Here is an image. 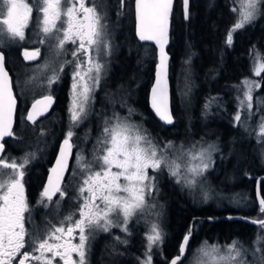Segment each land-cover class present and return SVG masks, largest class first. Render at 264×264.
<instances>
[{"label": "snow or ice", "instance_id": "obj_1", "mask_svg": "<svg viewBox=\"0 0 264 264\" xmlns=\"http://www.w3.org/2000/svg\"><path fill=\"white\" fill-rule=\"evenodd\" d=\"M172 2L173 0H135L139 39L155 40L160 46V63L157 66L156 84L152 88L151 107L161 120L169 124L173 122V118L168 111L167 56L163 44L167 42V19ZM89 3L90 0H31V3L26 0H0V17H3L0 23V40L23 41L25 29L35 15L40 44L55 41L57 55L66 50V44L76 46L71 52L73 60L65 61L59 70L53 68L52 75L47 77V84L51 86L60 79V72L64 70L65 64L74 65L68 109L70 126L60 147L56 166L50 170L52 175H49L48 183L41 193L39 203L44 207H48V204L43 203L44 200L53 202L56 194L61 198L66 195L61 181L72 149V129L86 115V107L94 90L93 84L99 85L103 68L93 53L109 47L104 23L106 16L94 2L91 6ZM187 3L188 0H184L186 9ZM236 3L238 7H234L232 11L237 13V19L228 31L229 44L235 31L256 19L261 0H236ZM120 4L122 7L124 0H120ZM39 56V48L31 52L24 51L25 60H36ZM39 67L47 69L49 64L46 62ZM254 71L258 75L264 71V63L260 62L259 55ZM242 84L246 91L239 102V108L245 107L246 101V107L251 110L252 90L258 85L248 80L242 81ZM52 102L50 95L37 100L32 105L27 120L35 123L37 116L43 115ZM15 105L16 100L12 96L8 72L5 70V59L0 55V141L4 137L14 136L12 114ZM38 105L42 107L38 108ZM239 108L234 117L237 123L241 121ZM259 127V134L264 136V118ZM98 144L100 150L94 153L92 161H85L83 155H77V164L84 177L78 187L79 196L83 200L78 209L79 218L74 219V214H70L64 217L59 226L52 225L49 221V227L44 231L38 228L29 231L26 228V221L29 219L26 213H30L31 209L25 197L23 178L25 169L35 154L29 153L19 159L11 158V162H8V158L3 155L4 144L0 142V264H13L17 255L21 257L18 264H26L30 259L38 264H58L57 257L62 264H86L87 241L94 229L108 232L112 227H120L121 231L126 232L129 220L147 206L148 198L155 188V177L149 175V169L153 172L166 169L170 176L176 178L177 183L183 182L188 187H194L209 167L208 149L195 150V145L191 149H177L171 141L161 147L153 143L145 131L118 115L105 121ZM212 147L210 145L209 149ZM55 203L58 208L59 201ZM260 204L261 211L264 212V199L260 200ZM119 216L123 217L122 222L114 219ZM260 223L264 227V222ZM194 229V223L188 226L180 242L179 255L173 258L171 264H178L186 255ZM77 238L78 242H74ZM161 239L158 225L153 224L146 235L147 259L141 261V264H151L150 251ZM261 239L258 236L256 243L259 244ZM26 246H31L32 251L22 252ZM245 251L238 241L224 246L210 245L205 241L195 251L191 264H246ZM257 251L260 249L257 248ZM37 252L39 255H35ZM73 254L78 259H74ZM261 264H264V257L261 258Z\"/></svg>", "mask_w": 264, "mask_h": 264}, {"label": "trees", "instance_id": "obj_2", "mask_svg": "<svg viewBox=\"0 0 264 264\" xmlns=\"http://www.w3.org/2000/svg\"><path fill=\"white\" fill-rule=\"evenodd\" d=\"M259 6L262 10L261 15L250 24L235 31L232 35L231 46L225 48V38L236 18V13L232 11L234 8L232 0H188L186 14L180 0L175 2L171 16L168 50L171 55L169 83L171 86L172 112L177 124L182 123L183 126L182 133L179 136L176 133L170 134L169 141L176 145L177 139L182 137L181 141L186 142L184 145L182 144L184 149L188 144L200 143V145H204L210 142L212 145L216 144V147L221 143L225 144V153H221L220 149H216L219 153L216 159V155L212 157L214 162L210 170L212 174H218L220 177L225 175V179H236V181L227 185L226 193L235 196L238 192H246L247 201L251 202V207L243 210L238 207H231L232 204L230 203L218 209L212 205L195 206L188 199V190L182 183H175L173 179L168 177L166 171H162L163 175L159 172L156 175V185L162 192L163 200L166 203L167 216L163 225L164 229L161 231L160 245L155 246L151 252L152 264H167L172 257L178 255L180 242L187 232L188 226L193 223L195 229L190 239L187 254L179 264H185L195 246L199 242L205 241L210 245L218 244L221 246L231 244L232 241H238L239 246L246 250L244 259L252 264H261V258L264 257V227H261V224L254 225L243 220H223L227 215H240L255 220L264 219V212L261 211L255 195L256 179L264 175V143L262 140L255 139L252 133H245L238 125H235L232 113L237 108V101L240 98L239 92H242L243 87L242 81H245L246 78H251L254 81H260L261 79V88L252 92V112L259 111L260 104L258 102H264V71L260 77H256V74L254 76L252 73L253 58L256 53L264 63V0L261 1ZM116 7H118V10L121 8V15L125 14L126 10H123L120 3L119 5L116 3L114 8ZM129 11L132 17L130 41L133 40L138 46L149 47L153 53L151 74L140 90L139 105L145 111L144 100L146 99L148 86L153 81L155 50L152 46L139 43L136 40L131 5ZM114 12L118 11L114 9ZM123 33L121 32L122 36L119 37V43L122 47H127L129 46L128 40ZM5 54L7 56V53ZM121 59L120 68L115 65L111 76L112 78L115 77L120 85L127 78H132L134 81L130 83L131 87L134 82L138 83L142 76L137 68L139 59L134 60L136 65L132 62V58L127 55L121 56ZM15 61H18L17 56L14 58V63H12L17 64ZM117 61H120V56H118ZM7 62L5 60V67L11 70V64H7ZM191 67L196 73L191 80H186L184 85L195 87L199 83L201 89L198 92L199 94L195 95L197 97L196 111L192 112L189 109L183 112L180 108L182 99L180 92L177 90V85H180V83L183 85L180 75L183 72H189ZM225 85H229L226 92H224ZM183 87L188 90L187 86ZM189 97H192V95H189ZM262 106L264 107V103ZM214 111H216L217 118H212ZM20 116L21 114L18 116V120H20ZM142 117L136 119L140 121ZM254 118L253 115L251 124L256 123ZM150 123L152 124L153 133H155L153 142L159 144L161 141L160 125L155 120ZM206 123L213 126V132L219 135H214L208 139L206 133L208 125L206 126ZM191 127H196L194 139H190V136L186 135L188 134L186 132L187 128ZM239 139L243 140L242 143H239ZM9 148L10 146L7 145V149ZM228 153L229 162L228 160L227 162L231 168L224 170L223 166L226 161L222 157ZM260 196L264 199V179L260 182ZM243 200L245 199L242 198L239 201L237 199L236 204L243 203ZM217 217L222 219L217 222L207 220V218ZM258 236L262 238L259 244L256 243ZM257 248L260 249L261 253L259 260L256 259L258 254L253 252ZM103 263L125 264L123 259H105Z\"/></svg>", "mask_w": 264, "mask_h": 264}, {"label": "flooded vegetation", "instance_id": "obj_3", "mask_svg": "<svg viewBox=\"0 0 264 264\" xmlns=\"http://www.w3.org/2000/svg\"><path fill=\"white\" fill-rule=\"evenodd\" d=\"M133 1L130 0V5L133 8ZM26 2L31 3V0H26ZM94 2L100 11L101 8L98 5L97 0H90L89 6H91V3ZM176 2V0H175ZM181 4L183 5V0H180ZM120 8V7H119ZM3 17H0V23H2ZM30 32H36L38 33L37 28V20L35 18V15L33 19L30 21L29 26L25 29V38L29 37ZM19 41V39H17ZM8 42H15L16 45L14 47L9 48L6 44L0 43V51L4 54L5 60H7V64L10 63L11 70L9 71L10 77H11V84L12 89L14 92V96L16 99V112H15V123L13 127L14 136H10L5 141V150H4V156L8 158V162H11V158H21L29 153H34V158L31 159V162L28 164V166L25 169V176L23 178L24 182V191H25V197L27 199L29 208L31 209L30 213H26V217H29V219L26 221V228L29 231H35L37 228L40 231H44L47 227H49L48 222L51 221L52 225L59 226L60 222L64 219V217L74 214V219L79 218L78 209L80 204L83 203V200L80 198L78 193V187L80 183H82L83 180V174L80 172V168L77 164V155L81 154L83 155L85 161H92L94 158V153L98 152L100 150V146L98 144V140L102 137L103 128L105 127V121L113 118L115 116V113L110 111L109 109H104L103 105H107L105 102L106 99V92L104 89V77L101 74L99 85L93 84V92H92V98L89 100L88 105L90 107V111L88 112V117L85 121L83 119L79 123L78 126L74 127L72 130L74 132V135L72 136L70 143L72 144V155L70 159V163L67 169V173L64 177V180L62 182V188L65 191L66 195L61 198L59 194H56L53 197V202H48L47 200H44V204H48V207H44L43 204L39 203L41 200V193L46 185L47 178L49 175L50 168L53 164V162L56 159L58 149L60 144L64 141L66 138V134L69 130L70 126V115H69V106L71 101V85H72V75L74 70L73 64H65L64 70L60 72V79L49 86L47 84V79L43 80L41 79L37 83V90L34 92H30L28 89L24 88L22 85L24 76L22 73L19 72V69L16 67V64H13L15 56H17L19 63H22L26 66L29 65H35L41 59V50H40V56L36 60L32 61H24L22 58V52L25 50L28 51H34L33 48L26 47L24 45H19L18 41H12L7 40ZM233 41V40H232ZM231 41V44H232ZM24 43V42H22ZM231 44L227 43V37L225 38V48L230 47ZM36 47V46H35ZM76 46L72 45L71 43L66 44L65 51L60 55V59L57 61V66L55 69L59 70V67L61 64H63L65 61H72L73 57L71 55V52L74 50ZM37 49V48H36ZM7 53V56L6 54ZM93 56L95 59H97L102 65L103 68L105 66V62L103 59L99 56V52H94ZM110 55L108 54V60ZM13 62V63H12ZM16 62V61H15ZM16 62V63H17ZM27 76L30 75L29 72H26ZM253 75L255 76L256 72L252 70ZM260 74H256V77H260ZM248 81H253L251 78H246ZM256 90L258 91L261 88V79L260 81H255ZM152 82L148 86L147 89V95L146 99L144 100V107L145 111L141 112L138 116L134 118L136 122H146L149 127H151V123L153 120L155 122L159 123L160 128L159 132L161 135V141L160 143H156L160 145L161 147L169 142V136L170 134L176 133L178 136L182 133V123L177 124V120L173 115L172 108L171 113L173 117V124L171 126H166L161 124L153 115V112L151 111L148 103V92L149 88L151 86ZM225 91H228L229 85H225ZM27 90V91H26ZM252 91V92H254ZM50 95L53 98V104L51 107V110L49 113L42 119H39L33 124H30L27 120V110L30 107V105L39 100L43 99L44 96ZM103 102V104H102ZM227 104V103H226ZM139 108L140 105H139ZM213 113V112H212ZM20 116V120H18V116ZM143 116V117H142ZM212 118L216 117V111H214V115L212 114ZM85 117V116H84ZM83 117V118H84ZM142 117V120L138 121L136 118ZM55 120L61 124V131L58 133V139L56 140L54 144V148H51L50 150H44V149H38L36 151L24 153V150L22 149H16L13 146L15 144L22 143L23 145H29L30 143L34 142V137L38 134L41 127H44L43 123L48 120ZM150 121V122H148ZM217 122V121H216ZM224 123H226L225 120H223ZM19 125V126H18ZM92 125L97 130L92 133V137L95 138V142L89 147L84 149L83 147H80V144L76 143V137H81L83 139V134L81 132V127ZM176 128V129H175ZM30 130V131H29ZM147 135L152 139L153 133L149 130H144ZM149 133V134H148ZM182 137L180 139H177V144L180 143ZM32 141V142H31ZM7 145L10 146L9 149H7ZM181 145V144H179ZM21 146V145H20ZM216 149L219 150V148L216 147L215 144V159L217 158V154L219 152L216 151ZM226 150V149H225ZM221 153L225 151L219 150ZM213 156V157H214ZM90 157H93L90 160ZM5 171H10V169H5ZM167 175L168 172L166 171ZM169 178H171L168 175ZM173 179V178H171ZM174 181V180H173ZM175 182V181H174ZM177 183V182H175ZM155 188L152 192V195L148 198V200L151 198L153 199V196L156 195V199L160 201L161 208L165 206V214L167 216V208L166 203L163 200L162 192L157 188V181L154 182ZM56 201H59V207L57 208ZM151 217H148V213H146V218H144L142 221H139L136 216L134 215L127 225V231H121L120 227H112L108 232H104L101 229H94L87 241V259L86 264H104L105 259H123L125 264H141V261L147 259L146 252H148L147 248V240L146 235L149 234V230L147 229L148 224L145 219H148L153 222L157 223L160 232L164 229L163 225L165 224L166 216L164 218V223L162 224L161 221L158 220L156 216L152 212H150ZM117 222H122L120 220V217H114ZM96 232L97 234V248H89L90 247V240L92 234ZM119 238V239H117ZM74 242H78V238L74 240ZM28 251L31 252L32 248L31 246H26L25 249L22 250V252ZM150 251V256H151ZM35 255H39V253H35ZM48 256H51L50 253L47 254ZM74 255V259H78V257ZM20 255H17L15 258L13 264H18ZM153 257L151 256V262ZM56 261L58 264H62V261H59V258H56ZM26 264H38V262L29 260L26 262ZM168 264V262H167Z\"/></svg>", "mask_w": 264, "mask_h": 264}, {"label": "rangeland", "instance_id": "obj_4", "mask_svg": "<svg viewBox=\"0 0 264 264\" xmlns=\"http://www.w3.org/2000/svg\"><path fill=\"white\" fill-rule=\"evenodd\" d=\"M234 7H238L236 0H232ZM262 1V0H261ZM98 5L101 8V13L105 14L106 18L104 20V23L106 24V39L107 42L109 44V47L106 49H102L99 52V56L103 59V61L105 62V66L104 68H102V72L101 74L104 77V89L106 92V99L105 102L107 103V105H103V108L109 109L110 111L114 112L115 115H118L120 118L128 121L131 124L136 125L137 127H139L140 129L144 130H149L152 131V129L149 127V125L146 122H136L134 120V118L136 116H138L141 112H144L143 108H139V101H140V90L141 88L145 85V83L147 82L150 74H151V69H152V59H153V53L152 50L149 47L146 46H138L136 44V42H134L133 40L130 41V32H131V23H132V17H131V12L129 11V7H130V0H124V4H123V10L125 9L126 12L124 15H121V11L120 9L118 10V7L114 8V5L116 3H120V0H97ZM260 8V6H259ZM114 9H116L118 12H114ZM120 11V12H119ZM123 13V12H122ZM262 13V10L260 8V12L258 13L257 17H259ZM256 17V19H257ZM237 19V13H236V18L235 21ZM234 21V23H235ZM254 21V20H253ZM233 23V24H234ZM247 25V24H246ZM233 26V25H232ZM6 27V26H5ZM121 32H124V37H126V39L128 40L127 43L129 46H123L120 45V41H119V37L122 36ZM39 29H38V33L36 32H30L29 37L25 38L23 41H18L16 40H12V41H18L19 45H24L26 47L29 48H33L34 50L36 48H39L41 50V59H39V61L37 63H35V65H29L26 66L22 63L17 62L16 67L19 69V72L22 73V75L24 76L22 85L24 88L28 89L30 92H34L37 90V83L43 79H47V77L52 75V69L56 68L57 66V61L60 59V55H57L56 50L54 48V43L55 41H50L47 44H40L38 42L39 39ZM24 42V43H22ZM1 44H6L9 48L14 47L16 45L15 42H8L5 40H0ZM146 45V44H145ZM36 46V47H35ZM108 54L110 55L109 59L106 60L108 58ZM124 55H127L128 57L132 58V62L134 63V65H136L135 63V59H139L137 61V68L140 70L141 73V78L139 79L138 83H133V85L130 87V83L133 82L134 80L132 78H127L126 81L120 85V83L115 80V77L112 78V72H113V68L115 65H117V68H120L121 66V56L123 57ZM257 53L254 55L253 58V70L254 68L257 66ZM118 56H120V61H117ZM260 57V56H259ZM49 64V67L47 69H42L39 66L44 65L45 63ZM260 62L263 63V60L260 57ZM29 72L30 75L28 74V76L26 75ZM255 72V71H254ZM196 71L191 67L190 71L188 72H183L180 75V79L183 81V85L178 84L177 85V90L178 92H180V96H181V104H180V108L181 111L185 112V110H189L191 109L192 112L196 111L197 108V97H195V95L200 92L201 89V85H199V83L197 84V86H188V85H184V82L186 80H191L192 77H194ZM110 80V81H109ZM109 81V83H108ZM253 82V81H252ZM255 82V81H254ZM254 85H256V83H254ZM183 86H187L188 90L186 89V87ZM256 86L253 87V90H256ZM242 92H239V101H237V108L235 110H233V116L235 117L238 108H239V102L241 99H243V94L244 91H246V89L244 88V86L242 87ZM27 91V90H26ZM123 92V93H122ZM255 92V91H254ZM199 94V93H198ZM189 95L192 97H189ZM199 97V96H198ZM253 97V95H252ZM263 102V101H262ZM259 103L260 104V109L259 111H254L252 112V109L249 110L246 107L247 102L245 101V107L243 108H239L240 112H241V121L239 123H237L235 121V119L233 118V123L235 125H238L245 133H252V135L254 136V138L259 139L263 141L264 143V136H261L259 134L260 132V124L262 122V120H260L261 118H264V107L262 106V104L264 103ZM253 103V100H252ZM103 104V102H102ZM90 111V107L87 106L86 107V115L83 118V121L86 120V118L88 117V112ZM253 115L255 116L254 120H256L255 124H251L250 122L253 121L251 120ZM261 117V118H260ZM44 127H41L40 131L38 132V134L36 135V137H34V142L30 143L29 145H23L22 143L19 144H15L13 147L16 149H22L24 150V153H28V152H32V151H36L38 149H44V150H50L51 148H54V144L56 142V140L58 139V133L61 131V124L55 120H48L46 122L43 123ZM207 127V137L208 139L210 137H213L214 135H219L217 133H214L212 128H214L213 126L209 125L206 123ZM197 127V125H196ZM196 127L194 128H187V136H190V139H194V132H196ZM81 132L85 135H83V139L81 137H76V143L80 144V147H83L84 149L89 148L94 142H95V138L92 137V133L95 132L97 129L92 126V125H88V126H83L81 127ZM149 134V133H148ZM149 136V135H148ZM239 143H242V139L238 140ZM155 143V142H153ZM186 142L184 140H182L179 144L173 145L175 148L179 149V148H183L182 144L184 145ZM156 144V143H155ZM21 145V146H20ZM213 146L211 149H209V146ZM193 145L188 144L186 146L185 149H191ZM196 149L195 150H199L201 148L203 149H208L210 152V161H209V167L208 169L204 172L202 177H199L198 179V183L194 186V187H188L186 186L183 182H181L183 184V186L188 190V199H190V202L195 205V206H202V205H212L214 206L216 209L218 208H222L225 204H232L231 207H238L241 209H249L251 207V202L247 201V197H246V192H238L235 196H231L228 195L226 193V189H227V185L230 183H233L234 181H236V179L231 180V179H225L226 176L225 175H218V174H212V171L210 169H212V164H213V159L212 157L214 156L215 151H213L215 149V145L210 144V142L206 143V144H202L200 145V143L195 144ZM219 146V149L222 151H225L226 149V145L225 144H220L217 145V147ZM185 147V146H184ZM167 151V150H166ZM232 152V149H231ZM234 153V152H233ZM229 153L226 154L224 157H222V159L225 162L224 164V170L226 169H230L231 167L229 166ZM93 157H90V160ZM228 160V162H227ZM163 171H167L166 169ZM149 175L150 176H154L156 181V175L159 172H153L151 169L148 170ZM168 172V171H167ZM162 173V171H161ZM163 175V173H162ZM169 175V173H168ZM170 176V175H169ZM171 178H173V180L176 182V178L170 176ZM161 179V177L159 178V180ZM231 188V186H229ZM205 195H207V199H205ZM235 198L238 199V201L240 199H245L243 200V203H239L236 204V200ZM150 212H152L154 214V216H156L158 218L159 221L162 222V224L164 223V218L166 216L165 214V206L163 207V209L161 208V203L160 201H158L156 199V195L153 196V199H149L147 201V206L142 209L139 210L135 215L136 218L139 221H142L144 218H146V213H148V217H151ZM120 220H123L122 216H119ZM145 221H147L148 227L147 229L150 231L151 226L153 224H156L154 221V219L152 221L148 219H145ZM159 225V224H158ZM159 228V227H158ZM160 231V230H159ZM160 242V241H159ZM157 243L155 245H153L152 249L155 246L160 245V243ZM90 247L89 248H97V234L96 232H94L91 236V240H90ZM203 244V242H199L195 248L191 251L187 261L185 264H191V262L193 261V256L195 251ZM151 249V250H152ZM255 252L257 255L256 259L259 260V256L261 257V253L260 251H253ZM152 264V262H151ZM246 264H252L251 262H246Z\"/></svg>", "mask_w": 264, "mask_h": 264}, {"label": "water", "instance_id": "obj_5", "mask_svg": "<svg viewBox=\"0 0 264 264\" xmlns=\"http://www.w3.org/2000/svg\"><path fill=\"white\" fill-rule=\"evenodd\" d=\"M174 5H175V0H173L172 2V8H171V11L168 15V19H167V36H166V40L167 42L163 44V50H164V53L165 55L167 56V75H166V79H167V93H168V111L170 113V115L172 116V113H171V86H170V83H169V69H170V63H171V55L170 53L168 52L169 50V45H170V30H171V16H172V13H173V9H174ZM187 8H188V3H187ZM183 10H184V13L186 14L187 12V9L185 8V4H184V0H183ZM133 17H134V34H135V38L136 40L139 42V43H142V44H146V45H150L154 48L155 50V64H154V73H153V81H152V84L149 88V92H148V103H149V107L151 109V111L153 112V115L154 117L163 125H166V126H171L173 124V122L171 124L169 123H166L165 121L161 120L159 116L156 115V112L155 110L151 107V96H152V88L153 86L156 84V79H157V66L159 65L160 63V46L155 42V40H140L138 35H137V30H136V25H137V21H136V13H135V0L133 1ZM0 55H2L4 57V54L0 51ZM22 58L24 61L28 62V61H32V60H25L24 59V52H22ZM5 59V58H4ZM5 70L8 72V76H9V82H10V86H11V90H12V96L15 98L14 96V92H13V89H12V84H11V77H10V74H9V71L7 70V68L5 67ZM16 100V99H15ZM39 100H42V99H39ZM36 102V101H35ZM33 102L30 107L28 108L27 110V115L29 113V111L32 110V105L35 103ZM53 104V102H52ZM52 104L51 106L48 108V110L46 112L43 113V115H40V116H37L36 118V121H38L39 119H42L44 118L48 113L49 111L51 110V107H52ZM42 106H39L38 105V108H40ZM15 112H16V105H15V109L13 111V114H12V129L14 127V123H15ZM173 118V117H172ZM30 124H33V122L31 121H28ZM9 137H4L2 141L3 144L5 143V141L8 139ZM63 144V142L60 144L59 146V149H58V153H57V156H56V159L55 161L53 162L50 170L56 166V160H57V157L59 156L60 154V147L61 145ZM4 150H5V144H4ZM3 154H4V151H3ZM71 155H72V149H71V153L69 154L68 156V166H69V163H70V159H71ZM68 169V167H67ZM67 169L65 170L64 172V177L67 173ZM49 175H52L51 171H49ZM48 175V177H49ZM262 179H264V175H261L259 176L257 179H256V184H255V195H256V199H257V203L260 207L261 204H260V200L262 199L261 196H260V182L262 181ZM64 180V178H63ZM63 180L61 181V184L63 182ZM48 183V178H47V182L46 184ZM220 219H222L221 217H217V218H207V220L209 222H217L219 221ZM223 220H226V221H234V220H243L245 222H248V223H251V224H254V225H259L261 224L260 222H264V219L262 220H255V219H252V218H249V217H245V216H240V215H235V216H231V215H227L226 217L223 218ZM253 221H256L255 223ZM187 254V253H186ZM179 255V253H178ZM178 255L172 257L170 259V261L168 262V264H171V261L173 260V258L177 257ZM186 256V255H185ZM185 256L181 259V261L178 262L181 263Z\"/></svg>", "mask_w": 264, "mask_h": 264}]
</instances>
